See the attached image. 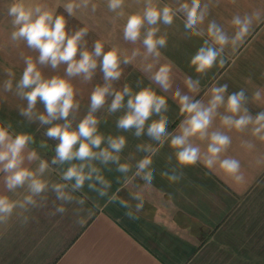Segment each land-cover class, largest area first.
<instances>
[{
	"label": "clouds",
	"instance_id": "obj_1",
	"mask_svg": "<svg viewBox=\"0 0 264 264\" xmlns=\"http://www.w3.org/2000/svg\"><path fill=\"white\" fill-rule=\"evenodd\" d=\"M89 3L90 0H69L62 6L72 17L77 9L87 8ZM124 6L125 0H108L107 4L108 10L116 13L117 17L125 15ZM95 10L96 5L93 4L92 11ZM56 13L57 10L42 4L26 5L20 0H13L7 8L13 27L10 39L25 41L26 46L39 55L37 58H24V67L18 79L6 70L5 75L9 78L3 81L2 90L10 93L15 87L16 96L27 102L26 107L18 109V114L30 123L48 125L43 133L48 139L38 142L36 134L31 131L16 130L11 122L0 120V229H7L14 217L21 225H27L30 221L28 214L33 210L50 209L47 212L50 217L67 213L64 205H77L74 209L77 213L85 210L86 201L90 199L84 195L85 185L98 197L106 198L107 203H118L126 209L129 219H137V214L143 211L147 202L146 190L154 186V157L169 139L170 146L176 150L179 165L192 166L201 162L213 173L218 165L234 182H244L241 161L223 156L233 143L232 137L219 128L214 129L213 125L219 118L221 127L229 132L250 131L256 141L264 143V108L256 104L261 110L253 115L245 90L241 88L228 93L227 83L213 85L204 94L206 99L182 95L177 88L172 99H178L179 112L184 119L173 131H169V117L166 115L168 96L164 93L173 87V62L159 63L160 49L166 46L167 39L158 33L159 25L171 26L174 18L182 15L186 31H191L194 36L206 35L208 39L204 40L190 61L196 73L206 75L217 64H225V48L229 44L235 47L244 40L253 20H260V11L251 15H235L231 23L236 26V32L229 37L214 20L209 21L206 29L201 28L209 14V5H202L201 0H177L175 7L144 0L142 9L127 15L123 26V40L135 44L143 37L144 59H153L141 69L152 73L150 83L138 91H134L129 84L117 91L112 82L120 80L123 72L121 65L131 64L140 55L139 49L132 50L131 55L118 46H111L105 51V43L98 39L89 50L84 40L89 29L81 27L70 34L66 16ZM98 62L104 83L92 89L87 114L73 126L82 99L73 78L82 76L85 82H90ZM61 64L67 65L63 75L46 76L42 71L43 66L57 69ZM157 64L159 66L153 72ZM184 84L191 93L200 94V79L187 76ZM110 96L109 115L126 109L116 120L118 134L115 135L103 132L100 126L107 120L95 115ZM261 100H264V91L258 87L252 93L251 101L255 104ZM38 102L43 105L42 112L37 111ZM154 115L158 119H151ZM132 129H135L136 138L146 135L158 146L138 144L136 151L145 154L139 159H135L134 154L125 158L124 150L129 139L124 133ZM48 140L58 141L52 148L54 154L50 159L41 152L49 148ZM194 140L207 141L206 152H202L199 145L193 143ZM240 146L249 151L256 148L252 140H241ZM256 164H264V154L257 156ZM112 165L121 174L115 180L108 175L113 171ZM53 171L58 180L52 179ZM161 175L172 182L180 179L175 173L163 172ZM137 178L143 181L142 185L136 183ZM114 183L121 187L112 191ZM121 191H127L130 199H122L119 196ZM74 193H80L83 198ZM76 222L82 223V220Z\"/></svg>",
	"mask_w": 264,
	"mask_h": 264
},
{
	"label": "crops",
	"instance_id": "obj_2",
	"mask_svg": "<svg viewBox=\"0 0 264 264\" xmlns=\"http://www.w3.org/2000/svg\"><path fill=\"white\" fill-rule=\"evenodd\" d=\"M12 2L0 0V120L11 122L16 130L31 131L39 142L48 139L43 134L48 125L30 123L18 114V109L26 107L27 102L16 96L15 87L10 93L2 90L3 81L9 78L5 75L6 70L18 79L24 67V58H37L39 55L37 51L29 49L25 41L10 39L13 27L11 17L7 16V8ZM20 2L26 5L42 4L48 9L57 10V15L63 13L70 34L87 27L89 31L84 40L89 50L98 39L105 43V51L111 46H118L131 55L132 50L139 49L140 55L131 64L121 65L123 72L120 80L112 82L115 90L119 91L129 84L134 91H138L150 83L152 73L141 70L144 65L153 62L151 57L144 59L143 37L135 44L123 40L127 15L141 10L144 0H125L123 17H117L116 13L108 10V0H90L87 8L77 9L72 17L62 6L69 0ZM154 3L175 7L177 0H154ZM93 4L96 5L95 11H92ZM201 4L209 5V14L201 28L206 29L209 21L214 20L229 37L236 32V26L231 23L235 15H251L260 11L261 18L253 20L249 34L242 42L235 47L229 44L225 48V64H217L206 75L196 73L190 61L208 37L194 36L191 31H186L182 15L174 18L171 26L159 25L158 35H165L167 39L166 46L160 49L159 63L173 62V87L164 93L168 96L166 115L169 117V131H173L184 119L179 112L178 99H172L177 88L182 95L206 99L204 94L213 85L227 83L228 93L241 88L245 90L253 115L264 108V100L255 104L251 101L252 93L258 87L264 91V0H235L234 3L232 0H201ZM158 66H154L153 72ZM66 67V64H61L57 69L43 66L42 71L46 76L63 75ZM187 76L200 79L199 95L187 89L184 84ZM73 82L82 97L81 107L73 122L75 126L88 112L92 89L104 83L99 62L90 82H85L82 76L73 78ZM111 99V96L108 97L105 106L95 115L107 120L101 123V130L115 135L118 134L116 120L126 109L109 115L107 108ZM36 107L37 111H43V105L39 102ZM220 111L223 112V109ZM151 119L158 117L154 115ZM213 128H219L232 137L233 143L223 156H232L241 161L244 182H234L218 165L214 173L201 162L192 166L179 165L176 150L170 146L169 139L154 157V186L146 190L147 202L143 211L137 214V219H129L125 214L126 209L118 203H107L106 198L98 197L85 185L84 195L90 198L86 201L85 210L77 213L74 211L77 205H64L67 213L55 217L47 215L50 209L33 210L28 214L30 221L27 225H21L14 217L7 229H0V264H264V164H256L257 156L264 154V143L256 141L250 131L229 132L221 127L219 118ZM134 132L135 129H132L124 133L129 139L128 147L124 150L125 158L134 154L135 159H139L145 154L136 151L138 144L158 146L146 135L136 138ZM241 140H252L256 148L251 151L242 148ZM56 143L58 141L48 140L49 148L41 150L45 158L50 159L54 154L52 148ZM193 143L206 152L207 141L194 140ZM110 167L113 171L108 175L115 180L121 174L115 171L114 165ZM163 172L175 173L180 179L169 181L161 175ZM51 177L59 179L54 171ZM136 183L142 185L143 181L137 178ZM118 187L121 185L114 183L112 191ZM74 195L83 198L80 193ZM119 196L130 199L127 191H121ZM131 202L135 204V201ZM77 220H82V223H77Z\"/></svg>",
	"mask_w": 264,
	"mask_h": 264
}]
</instances>
